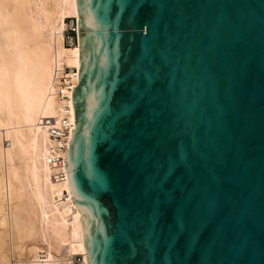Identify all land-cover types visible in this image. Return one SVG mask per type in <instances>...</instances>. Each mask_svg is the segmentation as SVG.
I'll return each mask as SVG.
<instances>
[{"label":"water","instance_id":"1","mask_svg":"<svg viewBox=\"0 0 264 264\" xmlns=\"http://www.w3.org/2000/svg\"><path fill=\"white\" fill-rule=\"evenodd\" d=\"M75 3L85 264H264V0Z\"/></svg>","mask_w":264,"mask_h":264},{"label":"bare ground","instance_id":"2","mask_svg":"<svg viewBox=\"0 0 264 264\" xmlns=\"http://www.w3.org/2000/svg\"><path fill=\"white\" fill-rule=\"evenodd\" d=\"M70 17L75 0H0V264L86 255L64 169L78 70V45L64 44Z\"/></svg>","mask_w":264,"mask_h":264},{"label":"built area","instance_id":"3","mask_svg":"<svg viewBox=\"0 0 264 264\" xmlns=\"http://www.w3.org/2000/svg\"><path fill=\"white\" fill-rule=\"evenodd\" d=\"M76 19H77L76 17L66 18L65 29H64V44L66 46H73L77 44L78 40H77V32H76ZM71 88H72V85H69L68 89L71 90ZM45 122H46L45 124H49L48 120H45ZM68 127L69 126H66V125L64 126V131H62V136L65 137V133ZM49 130L52 136L60 137L56 128H49ZM69 132H71V129L69 130ZM68 141H69V138H68ZM67 145H68V142L65 146L66 149H67ZM61 162L63 163V158H61ZM60 177H62V175ZM68 264H85V260L83 259L82 255H76L74 256L73 260L69 262Z\"/></svg>","mask_w":264,"mask_h":264},{"label":"rangeland","instance_id":"4","mask_svg":"<svg viewBox=\"0 0 264 264\" xmlns=\"http://www.w3.org/2000/svg\"><path fill=\"white\" fill-rule=\"evenodd\" d=\"M22 257H23V256H22ZM22 257H21V258H22ZM23 258H24V257H23Z\"/></svg>","mask_w":264,"mask_h":264}]
</instances>
